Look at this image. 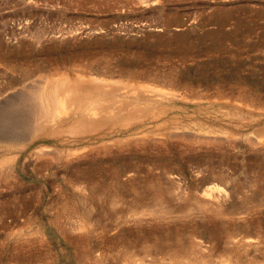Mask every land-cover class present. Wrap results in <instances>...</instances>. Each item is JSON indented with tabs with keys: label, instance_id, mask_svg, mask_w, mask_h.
Masks as SVG:
<instances>
[{
	"label": "rangeland",
	"instance_id": "1",
	"mask_svg": "<svg viewBox=\"0 0 264 264\" xmlns=\"http://www.w3.org/2000/svg\"><path fill=\"white\" fill-rule=\"evenodd\" d=\"M66 76L91 79L106 106L116 92L133 120L86 137V153L30 142L34 91ZM10 90L0 134L19 144L0 142V264H169L179 242L192 264H264V0H0ZM43 145L52 159L35 155ZM216 188L226 195L207 199Z\"/></svg>",
	"mask_w": 264,
	"mask_h": 264
},
{
	"label": "bare ground",
	"instance_id": "2",
	"mask_svg": "<svg viewBox=\"0 0 264 264\" xmlns=\"http://www.w3.org/2000/svg\"><path fill=\"white\" fill-rule=\"evenodd\" d=\"M93 80L100 82L101 80L104 79L97 76L96 78H93ZM90 82L89 79L86 78L66 76L52 84H48L49 82L44 85L42 84L43 86H41L38 90H35L33 96L36 104L32 105V109H34V114H35L34 115L35 118L33 121L35 123L33 124L30 123L31 125H34L33 126L34 128H32L29 125L32 129H34V131L32 133V129H30L31 132L27 130L31 133L30 135V133L28 134L27 132V136L28 135L30 136V137L28 136V139L30 138L29 139L30 142L39 139L43 136L47 138L51 137L53 138L54 141H58L61 143L70 141L72 142V144L73 143L77 144V146L75 147L65 149V151L68 152L70 155H75L77 153H84V152L86 153L88 151L93 150V147L90 146L91 144H86V142L83 143L86 140V137L92 136V138L93 137L98 138L106 134L112 133L115 131L114 129H116L117 125L112 126L111 121L116 119L118 122L124 113L131 115L130 118L133 115H136L135 113H137V109L135 107H130L123 110L124 108L121 107V105H118L119 99L117 96H115L116 92H110L112 93L111 95L112 99L116 101L115 102L116 104L114 103L111 104L110 106H106L105 103L100 100V97L97 96L98 93H94L93 90L89 89L90 87L88 84ZM36 88H38V86ZM14 92L15 90H10L7 93L4 92L5 94L3 93V95L0 96V105L6 104L7 103L6 101L9 100L12 95H14ZM105 92L109 93L106 90ZM130 104L127 105L130 106ZM35 105H38V107L37 106L35 107ZM77 113L80 114L82 113V115L79 116ZM108 124H111L109 125V128H111L112 130L108 131L107 133L106 127H108ZM6 135L7 134L4 133L0 134V142L7 144H19V142L14 143L15 141L9 140L8 136ZM114 140L115 139H113L112 142ZM28 144L29 142L27 143V145ZM260 145H264V141L260 142ZM53 153L54 152L52 151V149L49 150V146H44V145L35 150V155L38 156L39 158L46 157L52 159L54 157ZM225 195H226L225 190L223 188H216L215 190L214 189L209 190L208 192L205 193V197L212 201H221L220 199H222V197ZM155 199L157 201H161L162 199L164 200L161 191L156 192ZM134 202L135 204L142 203L141 204V206L143 205L142 207L146 206L145 202L141 201V199L135 200ZM137 207L140 206H136L135 209L132 207L133 209L130 211L132 212L135 211ZM87 218L88 217L84 213L83 216L81 217V220H78L77 227L79 229L89 224L88 223L86 225ZM259 239H261V237H259ZM253 241H257V240L252 238L247 239V241L240 240L239 241L240 243L246 245H238L236 247L239 248L240 246H242L244 248H247L252 244ZM258 242H261V240ZM188 247H189L188 245L183 246V243L180 244L179 242V244L177 243L173 249L168 250L166 253L169 255L170 258L169 264H192L193 262L191 260L193 257L190 256L191 254L190 251L188 250ZM193 247L194 249L196 248V246ZM159 249H162V251L164 250L163 248H159ZM125 255L128 258L130 257L128 256V251L125 252ZM209 260L211 261V259ZM209 260L206 259L204 256H202L200 257L199 263L211 264ZM215 264H240V262L238 255L233 254L230 255V257L227 260L221 258V260L215 262Z\"/></svg>",
	"mask_w": 264,
	"mask_h": 264
}]
</instances>
